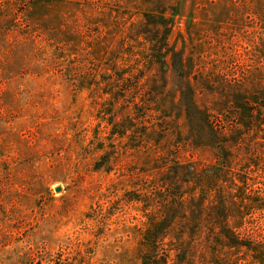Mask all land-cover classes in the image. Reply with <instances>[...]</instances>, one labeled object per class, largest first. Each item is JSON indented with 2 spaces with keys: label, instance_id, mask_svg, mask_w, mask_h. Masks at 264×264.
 I'll return each instance as SVG.
<instances>
[{
  "label": "rangeland",
  "instance_id": "rangeland-1",
  "mask_svg": "<svg viewBox=\"0 0 264 264\" xmlns=\"http://www.w3.org/2000/svg\"><path fill=\"white\" fill-rule=\"evenodd\" d=\"M148 14L173 22L183 82L148 64ZM188 85L229 124L217 197L245 246L206 231L182 264H264V0H0V264H144L158 216L135 191L217 164L188 137Z\"/></svg>",
  "mask_w": 264,
  "mask_h": 264
},
{
  "label": "trees",
  "instance_id": "trees-1",
  "mask_svg": "<svg viewBox=\"0 0 264 264\" xmlns=\"http://www.w3.org/2000/svg\"><path fill=\"white\" fill-rule=\"evenodd\" d=\"M172 24L173 22L164 23L156 14H148L142 35L151 44L148 64L158 66L164 73L171 63L174 72L183 82L185 71L181 55L172 50L168 41L170 30L166 28L169 26L171 29ZM163 26L165 32L160 39L149 35ZM180 91L190 141L197 146L211 147L215 151L217 164L200 173L190 165H181V162H176L169 168L157 165L153 170H158L159 175L150 184L135 191V198L132 200L144 204L146 209H153L158 216L157 224L146 236L149 249L143 257L144 264H170L173 252L179 254L177 263H184V255L190 251L196 237L204 235L206 231L208 235L219 233V237L231 247L245 246L229 226L230 213L225 197H217L224 189L222 174L231 151L229 141H226V135L222 131L223 126L226 128L229 124L222 122L219 126V123H215L217 115L213 116L197 105L190 85L181 86ZM257 99L249 101L255 104ZM239 100L245 104L236 109L241 112L237 118L243 120L248 118L250 110L246 107V98L240 97ZM221 112L223 111L216 113L224 117Z\"/></svg>",
  "mask_w": 264,
  "mask_h": 264
},
{
  "label": "water",
  "instance_id": "water-1",
  "mask_svg": "<svg viewBox=\"0 0 264 264\" xmlns=\"http://www.w3.org/2000/svg\"><path fill=\"white\" fill-rule=\"evenodd\" d=\"M56 191L60 193L62 191V188H58Z\"/></svg>",
  "mask_w": 264,
  "mask_h": 264
}]
</instances>
